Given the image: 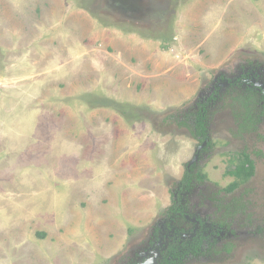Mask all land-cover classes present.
<instances>
[{
  "label": "rangeland",
  "instance_id": "obj_1",
  "mask_svg": "<svg viewBox=\"0 0 264 264\" xmlns=\"http://www.w3.org/2000/svg\"><path fill=\"white\" fill-rule=\"evenodd\" d=\"M241 75L264 87V0H0V264H140L175 237L177 264H264V115L240 130Z\"/></svg>",
  "mask_w": 264,
  "mask_h": 264
},
{
  "label": "trees",
  "instance_id": "obj_2",
  "mask_svg": "<svg viewBox=\"0 0 264 264\" xmlns=\"http://www.w3.org/2000/svg\"><path fill=\"white\" fill-rule=\"evenodd\" d=\"M244 80V76H240L237 80H229L228 81V89L231 91H228V93H233L235 92V95L233 97V102H236L238 105V111H240L241 116H240V130L243 132H247L250 130V127H253L255 123H257L261 115H264V90L259 88V89H241V83ZM235 90V91H234ZM238 91V93H236ZM209 103L204 102L201 106L200 109L197 110V113H194V121L195 124L192 126L188 124H183L185 128H189V132L192 136H194L196 139L202 141L205 140L207 137V127H206V120H207V114L206 111L208 110ZM119 109V107H118ZM252 130V129H251ZM243 159L242 162L234 168V170L231 172L232 175H234L238 179H245L248 178L252 175L254 171L253 167V161L251 158L245 154L242 153ZM193 179H196L198 181L203 180V176L199 172H193L192 169L186 170L182 176V179L180 180L178 184V191L183 192L188 189L190 186V183L192 182ZM232 184L230 188L235 187ZM180 196L178 195L177 197H173L172 204L168 208V214L167 215H174L177 214L178 212L180 213ZM43 235V234H42ZM172 244L168 245L165 250L162 251V258L161 264H166V261H164L168 256L170 257V264H177L182 258L179 257L177 258L176 254L178 252L177 246H174ZM182 243V248H184V241ZM179 247V246H178ZM199 249L198 245L194 246L191 248L192 253H196L197 250ZM186 250V249H185ZM167 263V264H169Z\"/></svg>",
  "mask_w": 264,
  "mask_h": 264
},
{
  "label": "flooded vegetation",
  "instance_id": "obj_3",
  "mask_svg": "<svg viewBox=\"0 0 264 264\" xmlns=\"http://www.w3.org/2000/svg\"><path fill=\"white\" fill-rule=\"evenodd\" d=\"M229 80H232V79H230V78H228L227 79V82L225 83V86L227 87V88H229L228 87V81ZM244 81V80H243ZM261 89H263L264 90V87H261ZM214 94V93H213ZM214 96V95H213ZM246 154V153H245ZM197 159V156H195L194 157V159L192 160V161H194V160H196ZM253 167H254V163H253ZM249 178V177H248ZM248 178H245V179H238V180H235L232 184L234 185V183L236 184L235 185V187H233V188H231V189H228V188H230L231 187V185H229L228 187H227V190L225 189L224 191H226V192H232V191H234V189L237 187V184L238 183H240L241 181H246ZM182 179V178H181ZM192 181H194V180H192ZM180 182V181H179ZM179 184V183H178ZM178 186V185H177ZM190 188V186L188 187V189ZM187 189V190H188ZM187 190H185V191H187ZM177 191H178V189H177ZM185 191H183V192H180L179 193V191H178V194L177 195H174V198L175 197H177L178 195L180 196V202H181V196H182V194L185 192ZM180 204V203H179ZM179 207H180V205H179ZM180 210H181V207H180ZM234 210V208L232 207V203H230V204H225V206H224V211H225V214H231V212ZM180 213L182 214V211H180ZM179 212L177 213V214H180ZM174 215H176V214H174ZM183 215V214H182ZM184 216V215H183ZM185 217V216H184ZM194 222V225H195V228H194V230L191 232V234H190V237L191 236H193V232H194V237L195 238H197L198 240H200V239H202L203 240V229H204V223H202V222H200L199 220H193ZM221 223V226L220 225H218V224H216V223H213L212 225V227H213V231L214 232H218V230H220L221 228H222V226H223V223H224V221H221L220 222ZM167 226H168V224H167ZM160 227V226H159ZM157 228L156 230H159L160 228ZM160 231V230H159ZM158 231V233H160ZM212 231V232H213ZM184 236L183 237H189V235L187 234V233H183V232H181ZM188 235V236H187ZM175 236H177V237H179L177 234H175ZM206 238H208V237H206ZM175 239L176 240H170L169 239V244H165V245H161V243L159 242L158 243V246H155V247H153V251H151V254L150 255H148L147 257H146V259H145V261H143L142 263H140V264H144L145 262H147L148 260H150V259H153L154 260V263L153 264H161V260H163V258H162V256H163V254H162V251L163 250H165V248L168 246V245H170V244H172V242H177V240H178V238H176L175 237ZM180 239V238H179ZM186 239V238H185ZM180 241H182V239H180ZM174 244V246H175V243H173ZM201 244V243H200ZM180 247V246H179ZM179 247L177 246V248L179 249ZM181 249H183V248H181ZM225 251H228V252H230V248H226L225 249ZM179 252V251H178ZM164 261H166V264L167 263H169V261H170V257L168 256ZM170 264V263H169Z\"/></svg>",
  "mask_w": 264,
  "mask_h": 264
},
{
  "label": "water",
  "instance_id": "obj_4",
  "mask_svg": "<svg viewBox=\"0 0 264 264\" xmlns=\"http://www.w3.org/2000/svg\"><path fill=\"white\" fill-rule=\"evenodd\" d=\"M153 263H154V260L153 259H150L147 262H145L144 264H153Z\"/></svg>",
  "mask_w": 264,
  "mask_h": 264
}]
</instances>
